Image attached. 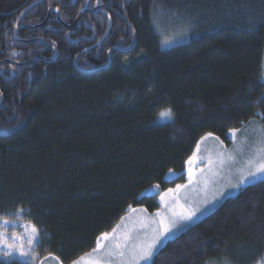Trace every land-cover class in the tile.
<instances>
[{"label":"trees","instance_id":"1","mask_svg":"<svg viewBox=\"0 0 264 264\" xmlns=\"http://www.w3.org/2000/svg\"><path fill=\"white\" fill-rule=\"evenodd\" d=\"M95 1L69 28L86 0H0V61L58 53L14 67L11 81L0 76V218L22 209L40 229L38 258L63 264L90 252L131 208L156 210V197L143 193L180 181L203 135L227 141L258 114L264 122V0H98L99 9ZM49 8L62 23L52 12L16 33L46 45L18 43L14 28L37 25ZM166 110L171 119L160 116ZM171 173L182 176L169 182ZM262 259L264 178L149 264Z\"/></svg>","mask_w":264,"mask_h":264},{"label":"rangeland","instance_id":"2","mask_svg":"<svg viewBox=\"0 0 264 264\" xmlns=\"http://www.w3.org/2000/svg\"><path fill=\"white\" fill-rule=\"evenodd\" d=\"M261 81L264 84V53ZM241 125V127L235 128L237 130L235 136L231 134V130L227 132L226 139L228 142L220 138L217 139V136L213 134L210 136L209 133L203 135L202 137L205 139L202 140V137L199 139L189 156L192 157L193 153H196L194 163L191 165L187 163L189 157L185 162L182 171L184 179L155 196L158 203L156 210L148 212L143 206L131 208L113 228L116 229L115 233H112L113 229L108 232L112 233V236L109 240L102 241L104 247L93 252V249H96V243L90 252L82 255L74 262H78V264H137L136 257L140 250L152 243L161 231L162 220L167 223L173 214L180 216L189 212L195 213L190 220L180 221L176 227L171 228L169 232L161 236L155 249H153V255L168 240L173 239L212 212L224 199L234 196L244 186L263 179L264 176H248V172L254 170L253 165L264 162V153L259 151L264 148L262 115L258 114L257 117ZM198 144L199 147L197 148ZM210 160L211 163H209ZM189 169L192 172L191 179L189 178ZM169 176L167 179L171 178ZM241 178H245L246 183L238 188L235 187ZM178 185L182 186L179 190H177ZM170 189L172 191H169ZM3 219L10 221L6 232L9 243L15 242L19 245L20 241H14L13 238L23 235V246L28 248L27 236L24 235L25 230L21 227L23 224L30 223L27 221L25 213L21 212L17 215L15 212L10 217ZM117 243L120 244L119 249L114 247ZM5 250L0 245V260L16 259L27 264H63L59 259H39L35 250L33 257H22L16 251H13L11 256L5 257L3 255ZM109 252L112 254L109 255ZM119 252H123V256L119 255ZM151 258L147 262L139 261V264H149ZM207 264L227 263L222 260H213Z\"/></svg>","mask_w":264,"mask_h":264},{"label":"snow or ice","instance_id":"3","mask_svg":"<svg viewBox=\"0 0 264 264\" xmlns=\"http://www.w3.org/2000/svg\"><path fill=\"white\" fill-rule=\"evenodd\" d=\"M160 116L171 119L172 118V112H171V110H166V111L161 112ZM236 132H237V130H235V129L231 130V134L233 136L236 135ZM208 135L210 136L212 134L209 133ZM201 139L203 140V139H205V137H202ZM217 139H219V137H217ZM198 147H199V144L197 145V148ZM259 151L264 153V148H261ZM195 156H196V153L194 152L193 156L189 157V159L187 161V163L189 165L194 163ZM209 163H211V160L209 161ZM252 167L254 168V170H250L248 172V176H250V177L264 176V162L253 165ZM191 176H192V172H191V169H189V178L190 179H191ZM245 183H246V179L241 178V180L239 181V184L236 185L235 187L238 188L240 185H243ZM181 187H182L181 185H178L177 190H179V188H181ZM169 191H172V190L170 189ZM22 211H23L22 209L17 210V215H19ZM194 214H195L194 212H189L187 214H182L180 216H176L175 214H173V217L170 218L167 223H165L162 220L161 221V226H162L161 231H159V233L154 238L152 243L148 244L146 247H144L140 250L139 254L136 257L137 264H139V261H146V262L149 261V259L153 255V249H155L157 243L159 242L160 237L163 236L165 233L169 232L171 230V228L176 227V225L180 221L190 220ZM9 223H10L9 220L0 218V229H3V231H0V245H2L4 249H6L3 252V255L5 257H8V256H11L13 254V251H16L22 257H33L35 248H37L41 243L40 229L35 224H31V223L21 225V227L24 228V230H25L24 235L27 236L26 243L28 244V248H25L23 246L24 245V236L23 235L13 238L14 241H16V240L20 241L19 245L15 242L9 243L8 237L6 235L7 226L9 225ZM13 227H15V225H13ZM115 231H116V229H113L112 233H115ZM112 233L105 232V233H102L99 237H97V246H96V249H93V252L104 247V245L102 244V241L109 240L110 236H112ZM114 247L116 249H119L120 244L117 243ZM108 254L111 255L112 253L109 252ZM118 254L123 256V252H119ZM49 258L58 259V258L52 257L50 255L49 257H45V260H47ZM73 264H78V262H73ZM257 264H264V259L258 261Z\"/></svg>","mask_w":264,"mask_h":264},{"label":"water","instance_id":"4","mask_svg":"<svg viewBox=\"0 0 264 264\" xmlns=\"http://www.w3.org/2000/svg\"><path fill=\"white\" fill-rule=\"evenodd\" d=\"M108 1H110V0H108ZM88 3H89V0H86V2H85V4H84V6H83V8L80 10V12H79V14L77 15V17L75 18V20H74V22H73V24H71L70 26H67V27H69V28H73L76 24H77V22H78V20L80 19V17L82 16V14L86 11V9H87V5H88ZM35 5V2L34 3H31L30 5H28L26 8H24L22 11H21V14H23V13H25L29 8H31L32 6H34ZM104 6V4L103 5H100L99 7L101 8V7H103ZM52 9H49L48 10V12H47V14H46V16H45V18L43 19V21L41 22V23H39L38 25H36V26H27L29 29H37V28H39L40 26H42L47 20H48V17H49V15H50V11H51ZM55 11V14H56V16H57V18L59 19V17H58V13H57V10H54ZM60 20V19H59ZM62 23V22H61ZM68 34H66V36H67ZM19 42H21V43H24V44H26V43H32V42H34V41H41L42 43H44V41H42V40H40V39H31V40H18ZM69 42H77L78 40L76 39V40H72V39H69L68 40ZM45 44V43H44ZM46 45V44H45ZM52 50L54 51V56L52 57V58H50V59H46V60H44L43 58H41V57H34L33 59H30V60H28V61H25V62H21V63H15L17 66H20V65H25V64H28V63H30L31 61H33V60H36V59H42V60H44V61H52V60H54L56 57H57V51L54 49V48H52ZM10 77H8V79H13L14 78V72L11 70L10 72ZM0 97H1V102L3 101V96H2V94H1V92H0ZM159 191H160V188L159 187H151L150 189H148V190H146L144 193H143V195L144 196H147V197H153V196H156L158 193H159Z\"/></svg>","mask_w":264,"mask_h":264},{"label":"flooded vegetation","instance_id":"5","mask_svg":"<svg viewBox=\"0 0 264 264\" xmlns=\"http://www.w3.org/2000/svg\"><path fill=\"white\" fill-rule=\"evenodd\" d=\"M90 1V0H89ZM88 5H89V3H88ZM88 5H87V9H86V11H88ZM99 2H98V0H96L95 2H94V6H96L98 9L100 8L99 6ZM49 9H52L51 11H50V15H51V13L52 12H54V15H55V17H56V19L61 23L62 21H61V19H60V17H59V14H58V17H59V19L57 18V16H56V14H55V11L54 10H57L56 8L54 9V8H49ZM48 9V10H49ZM48 10H47V12H48ZM93 10H95V9H93ZM85 11V12H86ZM47 12H46V14H47ZM57 13H58V10H57ZM22 14L20 13V15L19 16H21ZM50 15H49V17H50ZM49 17H48V19H49ZM20 21V18H18V22ZM42 22V21H41ZM40 22V23H41ZM39 24V23H38ZM37 24V25H38ZM45 24V23H44ZM43 24V25H44ZM27 26H29L30 27V25H26V24H19L18 26H16L15 28H14V30H13V37H14V39L18 42V43H21V42H19L18 40H31V39H19L17 36H16V33H17V30H19L20 28H22V27H26V28H28ZM36 26V25H35ZM41 27V26H40ZM39 27V28H40ZM29 29V28H28ZM31 30H33V29H31ZM66 37H68V35L66 36ZM35 39V38H34ZM22 44V43H21ZM24 44V43H23ZM34 58V57H33ZM33 58H31V59H33ZM28 60H30V59H28ZM28 60H26V61H28ZM37 60V59H36ZM33 61H35V60H33ZM21 62H25V61H15V60H12V59H8V60H2V61H0V65L1 64H7L3 69L2 68H0V76H2L3 77V79H5V80H7V81H11L12 79H8V77H10V71L12 70L13 72H14V74H15V70H14V67H21V66H24V65H20V66H17L15 63H21ZM32 62V61H31ZM30 62V63H31ZM30 63H28V64H30ZM25 65H27V64H25ZM11 66V67H10ZM16 75V74H15ZM15 75H14V78H15ZM13 78V79H14ZM3 102H4V100L1 102V97H0V107H2V105H3ZM181 174H177V175H175V173H173V174H171V176H169V177H171V178H169L168 179V181L170 182V181H172V180H174V179H176V178H178L179 176H180ZM183 175V178L181 179V180H183L184 179V174H182ZM181 175V176H182ZM180 180V181H181ZM169 188V187H168ZM168 188H166V189H168ZM166 189H164V190H166ZM164 190H160L159 191V193L160 192H162V191H164ZM158 193V194H159Z\"/></svg>","mask_w":264,"mask_h":264}]
</instances>
